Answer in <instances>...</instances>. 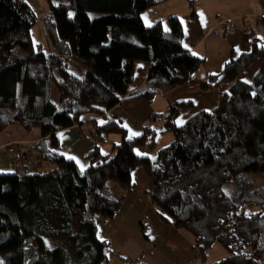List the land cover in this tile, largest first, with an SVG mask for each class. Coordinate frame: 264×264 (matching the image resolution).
<instances>
[{
    "label": "trees",
    "instance_id": "obj_1",
    "mask_svg": "<svg viewBox=\"0 0 264 264\" xmlns=\"http://www.w3.org/2000/svg\"><path fill=\"white\" fill-rule=\"evenodd\" d=\"M167 1L51 3L54 50L46 52L33 43L37 18L27 1L0 0V131L15 125L39 129L41 137L33 147L53 165L44 173H0V264H27L29 241L37 251L29 264H108L110 243L98 236V223L112 219L125 200L108 182L128 192L138 166L152 179L148 193L159 217L193 235L196 259L205 264L207 251L219 243L228 256L215 264H264V185L249 178L264 175V42L255 39L251 51L230 60L207 81L199 80L195 73L204 60L183 47L179 18L169 17V30L161 20L151 26L143 21L148 9ZM71 59L86 69L84 76L68 70ZM258 60L262 65L253 80H241V73ZM136 62L148 66L138 90ZM193 84L210 91L218 106L177 125L176 119L195 104L171 103L164 126L175 140L152 157L138 155L135 148L154 150L156 130L147 127L142 135L129 137L115 119L91 122L94 139L112 133L121 139L107 153L96 141L86 169L60 153L59 131L81 125L85 115L103 117L125 97L151 101L168 89ZM177 181L184 183L181 190L159 198ZM217 181H233L234 189L214 194ZM231 198L236 203L228 208V218L208 227L216 205ZM44 238L65 241L50 248Z\"/></svg>",
    "mask_w": 264,
    "mask_h": 264
},
{
    "label": "crops",
    "instance_id": "obj_2",
    "mask_svg": "<svg viewBox=\"0 0 264 264\" xmlns=\"http://www.w3.org/2000/svg\"><path fill=\"white\" fill-rule=\"evenodd\" d=\"M186 1L168 0L161 4H170L167 5L168 7H166L164 14H153L146 17V12H148L146 11L143 14V21L146 26H151L161 20L164 29L169 30V17L175 15L179 18L184 32L183 47L204 60L202 66L195 73L197 79L207 81L210 74L220 73L230 60L238 57L243 52L251 51L255 39L264 42V22L256 24L253 19L254 15L264 11V0H194L193 6L188 5ZM201 12L204 14L203 17L200 15ZM224 23L229 24V29L226 31L224 30ZM245 23L252 24L254 29L249 37L245 36L243 32ZM215 38H218L223 43V47L217 48V56L211 57L214 45L210 48L208 42L214 41ZM203 45H206V47L202 49ZM261 65L262 60H258L241 73L240 79L250 83L260 70ZM147 71L148 66L145 63H135L134 90L142 87L146 80ZM161 95L167 100L168 106L171 103L175 104L181 101L194 102V109L182 113L176 119L177 125L184 124L193 114L200 110L213 111L219 104L210 91L204 90L198 84L168 89ZM129 99L131 98L125 97L119 105L107 112L103 117H99L96 122L101 124L108 119L118 120L127 128L129 137L140 136L145 133L147 127H152L146 124L145 121L136 118V111H129L128 108H124V106H127L126 102ZM157 115V113H154L150 122L156 120L164 126L166 113L161 114V117ZM93 120H95L93 115H85L81 125H75L58 133L60 138V153L64 154L67 158L75 157L73 160L81 170L86 169L90 165L88 154L95 146V142H93L95 137L92 135L93 131L91 132V122ZM40 137L41 135H38L34 139H30V143L23 144L22 147L23 149L24 146L29 145L28 155L35 158L34 164L37 168L43 160H41L39 153L34 149L33 145L39 141ZM7 141H0V149ZM135 152L141 156L152 157L156 153V146L154 150L149 146L136 147ZM42 167L44 168L43 165ZM52 168L53 165L48 163L44 172H48ZM27 172H31L29 166H27ZM151 186L152 179L147 175L144 167H136L132 173V187L128 192L124 193L126 199L119 210L120 215L129 222L132 221L135 224H140L144 232L150 226L154 227L157 235H150L154 238V246L160 254L163 252L170 256L171 254L184 255L187 258V263L191 262L193 257L194 259L197 258V250L192 249L195 244L186 237L187 235L185 236L180 230L165 223L159 217L157 209H155L148 193ZM136 208H139V210L133 213V210ZM147 238L151 240L149 237ZM177 261V264H184L183 260Z\"/></svg>",
    "mask_w": 264,
    "mask_h": 264
},
{
    "label": "rangeland",
    "instance_id": "obj_3",
    "mask_svg": "<svg viewBox=\"0 0 264 264\" xmlns=\"http://www.w3.org/2000/svg\"><path fill=\"white\" fill-rule=\"evenodd\" d=\"M27 3L32 8L36 18L37 23L33 26L31 30L33 43L36 49L41 48L43 51L52 52L53 46L50 39V19L48 17V12L50 10V4H58L63 1L68 0H26ZM190 5L189 0L186 1ZM167 5L164 4L154 8L148 9L146 12V17L148 15H159L164 14ZM70 16H73V11L69 12ZM214 45V51L211 54V57L217 56V48L223 47V43L215 38L214 41L208 42V46ZM206 45L202 46V49ZM209 49V47H208ZM211 52V50L209 49ZM68 70L77 76H84L86 69L76 60L71 59L69 61ZM216 99V98H215ZM218 101V100H217ZM129 111H136V118L139 120L145 121L146 124H149L152 128L156 130L155 140H156V151L169 145L172 141L175 140V135L172 131H165L166 128L162 126L159 121L153 120L150 122V119L154 113H157L158 117H161V114L167 113L168 111V102L165 97L161 94H157L154 98L149 101L143 97L136 99H129L126 102ZM123 108V109H124ZM121 111V110H120ZM160 115V116H159ZM99 117L95 118L97 121ZM93 131V132H92ZM92 135L95 137V129L91 128ZM40 135L39 129L26 130L20 125H15L7 128L6 130L0 131V141L8 140L5 142L0 149V173L1 174H12L18 172H25L27 166H29L32 173H42L45 170V167L48 166V163L41 161L39 167H35V158L28 155L29 145L24 146L23 144L30 143V139H34L36 136ZM12 139V141H11ZM24 139V140H23ZM121 136L117 133H112L109 135L102 134L101 139H94L93 142H96L100 145L103 153H107L111 150L112 142L120 141ZM17 140V141H14ZM38 142V141H37ZM14 151L18 153L16 156L13 154ZM21 152V153H20ZM44 166V168L42 167ZM19 166V167H18ZM21 167V168H20ZM250 180L255 181L257 185H264V175H249ZM109 186L115 190L116 196H122L125 191L119 186L117 182L109 181ZM184 186L182 181H177L174 184H171L169 187H165L164 190L166 193L161 192L159 198L170 195L178 190H181ZM214 194L229 192L234 189L233 181L220 184V181L214 182L213 186ZM203 190L199 189V194H202ZM125 199H126V195ZM152 200V199H151ZM236 201L230 200L224 201L223 203H218L216 205V211L209 215L206 225L208 227L216 226L217 223H220L219 220L228 218V208L235 205ZM155 209L157 206L153 203ZM139 208L133 210V213H136ZM256 210V209H253ZM144 226V225H143ZM98 236L100 238L106 239L110 243V258L108 264H137L139 262H145L146 264H177V260H183L184 264L187 263V258L184 255H173L171 256L167 253L157 251L154 246V238L150 234H156L157 231L154 227L150 226L148 230L143 231L140 224H135L132 221H127L123 218L120 213H116L115 216L109 220H101L98 223ZM180 230L186 237H188L193 244H195V239L191 233L185 230ZM146 237H149L151 240ZM45 243L50 248H56L64 244L63 239L56 238H44ZM195 251V245L193 248ZM37 255L36 246L29 241L26 246V262L27 264L31 263ZM228 256V252L225 247L219 243L214 244L213 248L209 249L206 254L205 264H215L216 261ZM193 259V260H192ZM191 262L195 264H204V260L201 258L194 259L192 258ZM0 260H2L0 255ZM186 262V263H185ZM189 262V263H191Z\"/></svg>",
    "mask_w": 264,
    "mask_h": 264
},
{
    "label": "built area",
    "instance_id": "obj_4",
    "mask_svg": "<svg viewBox=\"0 0 264 264\" xmlns=\"http://www.w3.org/2000/svg\"><path fill=\"white\" fill-rule=\"evenodd\" d=\"M253 19H254V21H255V23L257 24V23H260V22H264V11L263 12H261V13H259V14H256V15H254L253 16ZM222 22H225V21H222ZM222 22H220V23H222ZM219 23V24H220ZM225 24V26H224V30L226 31V30H228L229 29V24H226V23H224ZM253 26H252V24H250V23H245V25H244V30H243V32H244V34H246V35H251L252 33H253ZM15 156L18 154V153H16L15 151H14V153H13ZM19 167V166H18ZM21 168V167H20ZM25 172H27V170H25Z\"/></svg>",
    "mask_w": 264,
    "mask_h": 264
},
{
    "label": "snow or ice",
    "instance_id": "obj_5",
    "mask_svg": "<svg viewBox=\"0 0 264 264\" xmlns=\"http://www.w3.org/2000/svg\"><path fill=\"white\" fill-rule=\"evenodd\" d=\"M200 15H201V17H203L204 14L201 12ZM185 47H187V45H185ZM237 51H239V49H237ZM193 55H195V53H193ZM69 159H75V157H69Z\"/></svg>",
    "mask_w": 264,
    "mask_h": 264
}]
</instances>
